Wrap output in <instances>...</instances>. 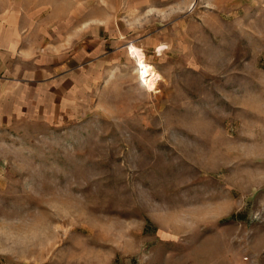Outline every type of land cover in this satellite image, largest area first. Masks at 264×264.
I'll return each mask as SVG.
<instances>
[{
	"label": "rangeland",
	"instance_id": "rangeland-1",
	"mask_svg": "<svg viewBox=\"0 0 264 264\" xmlns=\"http://www.w3.org/2000/svg\"><path fill=\"white\" fill-rule=\"evenodd\" d=\"M16 15L44 68L0 117V264H264V0H0Z\"/></svg>",
	"mask_w": 264,
	"mask_h": 264
},
{
	"label": "crops",
	"instance_id": "crops-1",
	"mask_svg": "<svg viewBox=\"0 0 264 264\" xmlns=\"http://www.w3.org/2000/svg\"><path fill=\"white\" fill-rule=\"evenodd\" d=\"M14 18L6 23L0 20V117L19 116L36 108L33 95L38 92L41 98L42 94L43 61L39 55L33 62L30 51L34 43L26 32V21L18 15Z\"/></svg>",
	"mask_w": 264,
	"mask_h": 264
},
{
	"label": "bare ground",
	"instance_id": "bare-ground-1",
	"mask_svg": "<svg viewBox=\"0 0 264 264\" xmlns=\"http://www.w3.org/2000/svg\"><path fill=\"white\" fill-rule=\"evenodd\" d=\"M132 56L137 62V68L139 70L141 80L146 85L150 86L152 90H154L157 85L156 81L151 84L152 80L156 75L154 66L152 64L147 63L144 53L138 48H133Z\"/></svg>",
	"mask_w": 264,
	"mask_h": 264
}]
</instances>
